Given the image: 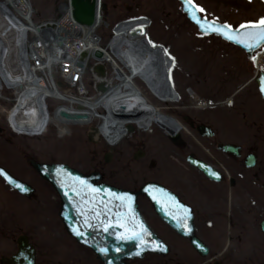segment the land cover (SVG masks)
Here are the masks:
<instances>
[{
	"label": "flooded vegetation",
	"instance_id": "af4514ba",
	"mask_svg": "<svg viewBox=\"0 0 264 264\" xmlns=\"http://www.w3.org/2000/svg\"><path fill=\"white\" fill-rule=\"evenodd\" d=\"M195 29L200 39L190 42L196 43L190 46L192 52L201 51L205 56H220L223 54L219 52H226L242 58L238 70L232 67L233 64L230 67L221 63L220 66L223 67L218 78L220 87L226 85L227 90L234 87L236 79L239 84L228 94L229 101L222 102L220 107L197 110L181 105V109H178L180 120L189 127L195 141L185 138L181 132L169 130L165 134L174 146L183 149L180 159L187 173L176 171L171 175H164L160 182L164 188L162 215L148 197L139 196L140 212L161 240V250L148 252L143 259L130 260L128 263L264 264V121L258 114L262 106L261 100L264 103V99L257 83L256 88L250 86L251 82L240 85L243 80L241 73H249L254 68V57L249 58L241 47L233 43L215 35L206 36L196 27ZM228 48L234 49L236 53ZM219 61L222 59L219 58ZM188 69L190 71H185V74L189 79L209 80L216 76V73L209 72L204 67ZM250 103L252 108L256 107L253 113L248 109ZM3 116L0 115V143H3V146L0 144L1 152H6L7 143L13 144L17 150L16 155L28 160L32 172L25 176L7 164L0 162V166L28 184L32 191L22 193L0 176V181L8 189L9 197L24 202V214L21 215L13 214V209L8 207L11 206L10 203L6 202L8 214L0 226L6 247L0 253V264H23L15 261L20 252L21 241L32 246L28 256L34 264H59L57 235L66 233L74 241L75 239L68 233L62 220V225L58 226V203L50 201L55 197L52 191L47 195V186L42 188L37 183L45 181L48 184L31 165L32 160L42 162L37 159L38 150L32 146L35 143H27L12 135ZM209 117L225 120L218 121L217 124ZM201 126H205L204 129L201 130ZM181 170L183 168H179ZM91 172H100L104 183L123 187L109 182L104 170L88 173ZM124 188L137 191L140 187ZM51 211H55L56 215ZM97 260L100 262L98 264H103ZM61 264L74 263H69L66 259ZM80 264L91 263L84 259Z\"/></svg>",
	"mask_w": 264,
	"mask_h": 264
},
{
	"label": "bare ground",
	"instance_id": "6f19581e",
	"mask_svg": "<svg viewBox=\"0 0 264 264\" xmlns=\"http://www.w3.org/2000/svg\"><path fill=\"white\" fill-rule=\"evenodd\" d=\"M40 1L43 0H0V115L7 116L12 128H17L15 115L18 122H31L27 134L17 130L18 133L35 138L38 126L48 121V115L52 114V120L60 124L59 137H65L71 132L72 124H91L98 120L99 124L93 127L95 130L93 134L96 138H103L111 149L130 132L149 131L153 123L161 125L168 132L169 130L181 132L186 128L181 121L164 112V108L155 103L135 82L137 77L141 78L148 86L150 95L161 103H171L178 99L169 79L173 63L162 48L148 43L147 28L150 19L145 17L119 23L115 27V37L110 45L106 46L103 45L99 31L108 23L100 4L96 3L94 22L84 24L76 20L72 0H54L56 14L43 20L55 23L61 14L66 15L68 13L66 10H69L68 25L63 26L64 30L59 29V33L63 35L60 40L65 43L64 45L69 42L70 64L74 72L77 71L74 73L77 74L76 78L73 75L72 80L75 79L76 84L83 89L77 90V94L75 91L65 96L59 90L52 91L58 88L56 86L52 87L51 91L46 85L42 86L44 74L41 69L49 71L47 73L49 81L55 78V72H50L53 70L50 68L52 65L47 62L48 59L42 61L44 58L33 54V47L20 49L21 46L40 43L50 55V60L52 62L55 60V49L51 51L48 47L51 44L56 45L59 40L46 34L45 28H40L41 22L38 21L41 20L34 15ZM29 2L34 11L31 10ZM8 3L11 5L7 8L13 11L11 16L3 9ZM13 16L24 21L23 35H17L14 27L17 20L12 18ZM7 17H11V21ZM30 37L31 41L28 40ZM18 50L26 53V56L23 55L24 58L17 56ZM98 51L102 53V57L97 56ZM40 52L43 55L44 52ZM26 57H29V60L37 58V63L41 66L36 68L38 65L34 61L32 68ZM119 61L129 72L121 67ZM98 66L105 69L104 76L96 71ZM88 73H91L93 78L91 84L93 94L85 82ZM62 112L79 113L86 118L68 119L61 115ZM7 127L11 129L9 125ZM108 156L111 159V155H107L106 158Z\"/></svg>",
	"mask_w": 264,
	"mask_h": 264
},
{
	"label": "rangeland",
	"instance_id": "374dc122",
	"mask_svg": "<svg viewBox=\"0 0 264 264\" xmlns=\"http://www.w3.org/2000/svg\"><path fill=\"white\" fill-rule=\"evenodd\" d=\"M192 1L199 9L202 8L204 10L201 12L202 15L209 19L227 23L233 27L250 22H258L261 18H264V3L261 0ZM103 2L108 5V9L105 11V20L108 25H103L99 31L103 38V45H110L115 37V27L119 23L132 18L145 17L150 19V25L147 28L148 43L155 46L162 45L166 53L173 59V66L170 70L169 77L173 87L179 95L177 100L171 103H161L150 95L148 86L141 78L137 77L135 79L137 85H139L155 103L160 104L161 107L164 108V112L173 115L182 122L178 114V111L182 107L181 105L185 108L192 107L193 109L203 110V108L196 107L190 90L193 91L196 97L204 99L208 103H212L211 107H220L219 105L222 102L227 103L229 99L227 97L228 94L237 88L239 81L236 79L237 81H234V87L230 90H227L226 85L220 87L218 78L219 72L221 71L220 69L223 67L220 65L223 63L231 67V64H233L232 67L237 68L242 58H237L233 56V54L228 55L226 52H219L223 54L220 56L218 54H213L212 56H216L214 58L211 55L205 56L201 51L200 53L199 51L192 52L190 46L196 43L190 42L200 38L197 37L194 25H192L183 14L181 3L178 0H103ZM37 9L38 13L36 14V18L39 20L46 19L52 15L54 16L56 14L55 1H40L37 3ZM228 49L236 53L234 49ZM219 58L222 59V61H219ZM214 59L216 62L213 61ZM121 67L129 72L128 68L122 63ZM189 67H204L207 68L209 72L216 73V76L209 80L189 79L185 74V71H190L188 69ZM255 71L256 69L254 66L249 73H241L243 74V80H240L242 82L240 85L251 82L250 86L256 88V82L254 81ZM55 80L57 82V87L64 93L66 90L65 86L62 83L59 85L61 79L57 78ZM85 82L93 94L94 92L91 87L93 78L91 73H88ZM221 88L222 91L220 92L219 90ZM70 91L74 92L75 88L69 86V93ZM261 104L262 106H260L258 114L264 121V103L262 100ZM248 109L253 113L256 107L252 108L250 103ZM209 118L210 120H215L217 124H219L218 121L222 122V120H225V118ZM97 124H99L98 120L91 124L74 123L70 126L71 132L63 138L59 137L58 128L56 126H48L40 136H35V138L29 136L25 137L26 139L18 136L16 137L27 143H35L32 144V146L38 150L37 159L42 162L66 163L85 173L93 170H104L109 177V182L119 184L123 187H140L148 181L161 182L165 174L171 175V173H176V171L177 173H187L180 159V154H182L183 149L174 146L173 143L168 140L165 130L161 125L153 123L151 129L146 132L137 130L133 132L129 131L130 133L111 149L103 138H96L93 134L95 131L93 127ZM185 127L186 128L181 130V133L185 138H190L192 141H195L194 136L190 133L189 127L187 125H185ZM11 134L14 135L13 133ZM0 144L3 146L2 142ZM5 148V153L0 150V162L7 164L14 170H18L19 173L25 176L30 174V171L32 172L28 160L22 159V157L16 155L17 150L13 144L7 143ZM138 153H145V155L142 154V157L136 159L135 156ZM107 155H111V161L109 163L105 161ZM179 168H183V170L179 171ZM37 183L42 188L47 186V195H50L52 191L55 197L50 201L52 203H58L59 210L61 201L54 188L50 187L48 185L49 183L47 184L45 181H38ZM7 190L8 189L0 181V226L5 216L8 214L6 213V208L8 206L6 202L10 203L11 206L8 207L13 209V214H24V210L22 209L24 202L18 199L12 200ZM55 205L57 204H53V206ZM51 213L56 215L55 211H51ZM57 222L60 227L62 224L59 215H57ZM4 240L5 237L0 233V253H2L4 247H6ZM57 250L59 264H61V261L65 262L66 259H68L69 263L74 264L83 263L84 259H87L91 264L100 263L91 250L78 245L76 241L70 238L66 233L57 235Z\"/></svg>",
	"mask_w": 264,
	"mask_h": 264
},
{
	"label": "water",
	"instance_id": "95a60500",
	"mask_svg": "<svg viewBox=\"0 0 264 264\" xmlns=\"http://www.w3.org/2000/svg\"><path fill=\"white\" fill-rule=\"evenodd\" d=\"M72 1L76 20L84 24H92L96 15V0ZM180 1L183 5L184 14L204 34H214L239 45L247 51L250 57L256 49L264 44L255 43L244 37L245 33L255 32L252 27L232 28L233 35L239 33L240 37L246 39V42L253 44L252 47H246L245 44L237 43L234 39L230 40L219 32L210 29L206 31L205 29L209 25L215 24L224 29L227 24L201 16L198 8L190 0ZM103 10H107V4H103ZM193 13L202 18L203 28L193 19ZM97 56L102 57L103 55L98 51ZM96 71L101 76L105 75V69L102 66H98ZM257 82L264 97V73H261ZM61 115L74 120L86 118L79 113L62 112ZM204 127L201 126L200 129L202 130ZM141 156V154L136 155V159ZM110 160V156H108L106 161L110 162ZM194 162L198 164L197 161ZM31 165L59 194L61 199L60 217L67 231L77 242L90 247L104 264H129V260L143 259L148 252L161 250V240L151 230L139 209V196L144 195L149 198L162 215L161 204L164 188L160 183L146 182L138 191H133L102 182V176L99 172L86 174L66 163H46L32 160ZM0 175L8 184L20 192L30 193L32 191L28 184L15 178L1 166ZM122 197H127V199H121ZM122 224L125 227H121ZM140 225L146 229L143 234V241L147 242V246L137 239H119L121 235L130 234L128 230L133 229V226L138 231ZM157 244L159 247L156 246ZM19 248L20 252L15 258L16 263L34 264L35 262L28 256L32 246L21 241Z\"/></svg>",
	"mask_w": 264,
	"mask_h": 264
},
{
	"label": "built area",
	"instance_id": "2783aa9c",
	"mask_svg": "<svg viewBox=\"0 0 264 264\" xmlns=\"http://www.w3.org/2000/svg\"><path fill=\"white\" fill-rule=\"evenodd\" d=\"M29 3L31 5V2H29ZM8 5L10 6L11 4L10 3L6 4L3 9L6 10V12L8 13V16H11V15H13V11H11L9 8H7ZM31 10L34 11L33 10V6L31 7ZM60 11L62 12V9H60ZM66 13H67L66 15H62L61 14V16L58 17L59 18L58 21H56L55 23H52L50 21H46L47 19L46 20L38 21V22H41L40 23V28L41 27L42 28H45L46 34H49L50 36L52 35L51 37H56L59 40V42H58L59 44L55 42L56 45H52L51 44L48 47V50H51V51L53 49H55L54 51L56 52V55H55V60L53 62L50 60L51 59L50 58V55H48L45 52V50H44L45 47L43 46V44H40V43L39 44H34L33 43L30 46H21L20 49H23V48L26 49V48L33 47V49H34V51H32L33 54L40 56L42 59L44 58L42 61H46V59H48L47 62L48 63L50 62V64L52 65L50 68L53 69L50 72H55L56 75H55V78H52L49 81L47 79V73L49 71H46L44 69H41L42 70V73L44 74V77L42 79V82H43L42 83V86L43 85L44 86L46 85L47 88H48V90L51 91V88L56 86V80L55 79L56 78H60L63 81V83L65 84V86L68 87L67 90L64 93L65 96H68V95H70L69 94V86H73L75 88L76 94H77V90H82L83 87L78 86L76 84V80L75 79L72 80V76L73 75H75V78H76V75L77 74H74V73H76L77 71L74 72L73 67L70 64L71 62H70V57H69V42H68L67 45H64L65 43L60 40V37H63V35H61V33H59V29H63L64 30L63 26L68 25L67 24L68 23V19L67 18H69V10L68 9L66 10ZM36 14H37V10H36V12H35L34 15H36ZM7 18L9 19V21H11V17H7ZM12 18H15L17 20V22L14 24L15 31H17V35H21V34L23 35V33H24V29H23L24 28V26H23L24 25V21L22 19H20L19 17L13 16ZM28 40L31 41L32 38L30 37V38H28ZM81 44H83V43L81 42ZM79 48H81V47L79 46ZM40 51H43L44 52L43 55H41V52ZM20 52H21V54H20ZM57 52L59 53V56L58 57H57ZM23 55L26 56V53H24L21 50L20 51L18 50V55L17 56H22L23 57ZM25 59L28 60L31 63V67L32 68L34 67V65H33L34 61H36V64L38 65L37 60H36L37 58H35V57H34L33 60H29V57H26ZM26 62L27 61H25V63ZM39 66H41V65L36 66V68L39 67ZM37 75H40V74L37 73ZM44 78H45V80H44ZM30 82L32 83V79H30ZM39 89L41 90V88H39ZM54 90H58V89H52V91H54ZM73 93H71V94H73ZM26 106L28 107L27 104H26ZM51 116H52V114L48 115V118H49L48 121H45L44 124H40L41 126H38L37 134L36 135L42 134L43 131L45 129H47L48 126H50L52 123H56V121H53L52 120ZM14 120H15V127H17L16 129H18V130H20L22 132L28 133V128H29L31 122L30 123H28V121L18 122V121H16L15 115H14Z\"/></svg>",
	"mask_w": 264,
	"mask_h": 264
},
{
	"label": "snow or ice",
	"instance_id": "6c2138e0",
	"mask_svg": "<svg viewBox=\"0 0 264 264\" xmlns=\"http://www.w3.org/2000/svg\"><path fill=\"white\" fill-rule=\"evenodd\" d=\"M199 11H204L202 8L199 9ZM193 19L197 22L198 25H200L202 28L204 27V24H201V19L200 17H197L195 13H193ZM207 22L205 21V24ZM242 29L247 28V27H252L255 29L254 33H245L244 37L249 38L251 41L255 43H264V18H261L258 22H250L249 24L246 25H241L240 26ZM211 30L214 32H219L221 35L226 36L230 40H236L237 43L245 44L246 47H252V43L246 42V39L244 37H240L239 33H236L235 35L232 34L233 29L231 25H227L226 28L222 29L221 27L216 26L215 24L209 25L208 28L205 30ZM239 37V38H238ZM155 46V45H153ZM213 175H217L216 173H213ZM121 199H127V197H122ZM186 215V214H185ZM87 223V222H86ZM121 227H125L123 224ZM130 234L128 235H121L119 239L124 240V239H137L140 240L142 243H145L147 246V242L143 241V234L146 231L144 229L143 225L139 226V230H135V226H133V229L128 230ZM79 234V233H78ZM159 247V245H156Z\"/></svg>",
	"mask_w": 264,
	"mask_h": 264
}]
</instances>
